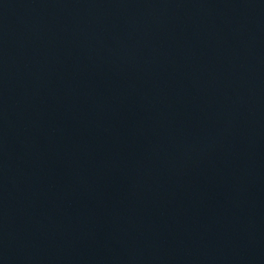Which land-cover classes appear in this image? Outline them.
Returning <instances> with one entry per match:
<instances>
[{"label": "water", "instance_id": "obj_1", "mask_svg": "<svg viewBox=\"0 0 264 264\" xmlns=\"http://www.w3.org/2000/svg\"><path fill=\"white\" fill-rule=\"evenodd\" d=\"M0 264H264V0H0Z\"/></svg>", "mask_w": 264, "mask_h": 264}]
</instances>
